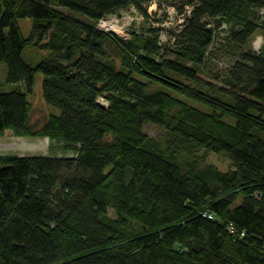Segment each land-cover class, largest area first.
Here are the masks:
<instances>
[{
    "label": "trees",
    "instance_id": "obj_1",
    "mask_svg": "<svg viewBox=\"0 0 264 264\" xmlns=\"http://www.w3.org/2000/svg\"><path fill=\"white\" fill-rule=\"evenodd\" d=\"M146 1L0 0V135L73 153L0 154V264H264V45H249L264 0H154L183 16L167 46L97 27L127 6L148 18ZM30 45L47 51L35 64ZM218 52L221 85L199 74ZM37 72L60 109L39 123Z\"/></svg>",
    "mask_w": 264,
    "mask_h": 264
},
{
    "label": "rangeland",
    "instance_id": "obj_2",
    "mask_svg": "<svg viewBox=\"0 0 264 264\" xmlns=\"http://www.w3.org/2000/svg\"><path fill=\"white\" fill-rule=\"evenodd\" d=\"M146 11L149 15L148 18L142 16V14L131 6H127L119 9L117 12L113 13L111 16H122L126 15L127 24L132 27L146 28L153 27V29L158 34V39H160L163 45L171 44L174 35L178 32L183 21V16L178 12L177 8L173 7L166 1L158 3L154 0L146 1L143 3ZM18 25L20 26L21 32L24 36H27L31 27L30 18H20L18 20ZM223 33H221L222 35ZM220 40V35L217 37L216 41ZM253 49H260L264 45V31L257 30L251 37L250 44ZM46 50L37 48L33 45L27 46L22 52L24 60L29 62V64H35L41 60L45 54ZM168 55H172L171 52ZM215 61L206 60L203 70L200 71V76L203 79H207L215 83L216 85H221L220 80L214 78V75L222 74L223 69L227 64H229V56L227 57L222 52H218L214 56ZM43 74L37 72L35 74L33 91L28 95V99L32 104V120L33 122H41L50 113L59 114L60 109L58 107L47 104L42 97V80ZM6 76V65L0 63V84L2 89L9 90L10 86L5 80ZM143 130L149 134V136L157 137L162 130L154 123H146ZM0 154H20V155H36L45 154L53 156H71L73 153L71 151H63L60 146V142L57 140H50L48 137L43 136H18L14 135L10 130H7L4 134L0 135ZM207 162H212L220 169L226 170L230 166L229 159L219 153L210 152L206 155Z\"/></svg>",
    "mask_w": 264,
    "mask_h": 264
},
{
    "label": "built area",
    "instance_id": "obj_3",
    "mask_svg": "<svg viewBox=\"0 0 264 264\" xmlns=\"http://www.w3.org/2000/svg\"><path fill=\"white\" fill-rule=\"evenodd\" d=\"M126 15H120V16H111V17H104L97 20V27L106 30L114 32L118 35L128 36V30H126L129 27V24H127ZM102 103H105L104 100H101ZM211 217V215H208Z\"/></svg>",
    "mask_w": 264,
    "mask_h": 264
}]
</instances>
